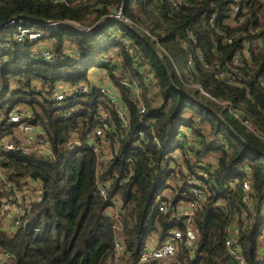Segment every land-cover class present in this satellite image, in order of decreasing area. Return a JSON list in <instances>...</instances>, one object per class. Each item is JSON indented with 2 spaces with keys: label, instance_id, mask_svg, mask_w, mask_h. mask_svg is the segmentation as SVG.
<instances>
[{
  "label": "trees",
  "instance_id": "obj_1",
  "mask_svg": "<svg viewBox=\"0 0 264 264\" xmlns=\"http://www.w3.org/2000/svg\"><path fill=\"white\" fill-rule=\"evenodd\" d=\"M17 17L43 33L18 41L0 28V144L24 112L55 160L0 145L11 193H23L19 223L0 226V264H140L175 230L176 255L150 264H238L229 239L243 264H264V0H0V26ZM90 72L106 74L118 106ZM77 85L89 92L57 101ZM101 118L103 153L75 148ZM183 203L193 215L178 220Z\"/></svg>",
  "mask_w": 264,
  "mask_h": 264
},
{
  "label": "built area",
  "instance_id": "obj_2",
  "mask_svg": "<svg viewBox=\"0 0 264 264\" xmlns=\"http://www.w3.org/2000/svg\"><path fill=\"white\" fill-rule=\"evenodd\" d=\"M79 1H86V0H79ZM92 1V0H90ZM234 14L235 16L237 15V13L240 12L241 7L239 5H234ZM115 19L117 20H124V17L122 15V9L119 10V12L115 15ZM52 25V24H50ZM6 27H10L9 29L13 30V29H19V32L17 34V36H15V34H12V36L17 39L18 41H22L25 38H29L31 40H35L37 39L36 37H31V35H34V33H40V32H36L34 30V28H29L25 26V23L23 22V19L21 17H17L12 19L9 23H6ZM73 29L82 32V28H80L79 26H72ZM13 28V29H12ZM90 32L87 30V33ZM41 36L38 35V38ZM229 42H231V40H229ZM162 52H166L165 49L160 48ZM40 55L42 57H45L47 59H51V54L49 51H41ZM250 55V47L248 45H246L243 49V51L239 54H237L234 58V64L235 65H241L244 61V59L248 58ZM200 90L202 91V89L200 88ZM101 91L106 95V97L108 98V100L115 106H118V101H117V96L115 95V92L109 88V87H105L102 86L101 87ZM89 92L88 88L86 87V85H77L74 89L68 90L65 88H62L57 94H56V99L57 101H64L66 100L67 97H73L76 93H81V94H87ZM203 92V91H202ZM204 93V92H203ZM205 94V93H204ZM206 95V94H205ZM145 110L144 108L141 109V113H144ZM235 118H240V115L238 112H234L233 113ZM25 117H27V115L24 112H15L11 115L10 120L13 123H19V125L17 126L18 131L22 133V137L20 138H15V135L13 136V140L15 142L9 141V140H2V143L0 144L1 146H3V150L4 151H17V152H21L24 151L25 153H33L38 155L40 158H42L43 160L49 161V162H53L55 160V157L53 155V151L50 147V145L46 142L45 139V133L43 132V130L41 128L35 127L33 125L28 124L24 119ZM123 119L126 121L125 116L123 117ZM101 123L102 126L98 127L95 129L93 135L89 138V142L88 144H84V145H74L75 148L78 147H92L95 149V151L99 152V153H103V150L96 145L95 140L97 138H100L103 136L104 134V128L106 127V123H105V118H101ZM7 138H9L7 136ZM2 161V160H1ZM0 161V162H1ZM100 161V159H99ZM0 177H1V181H5L6 182V187L3 185L0 187V212H2V214L7 213V215L9 214H13L11 217V222L12 224H18L19 222L15 221V215L17 214V212L19 211L18 208V199H21L23 197V193L18 191L16 193H11V190L9 187H11L10 181L8 180V177L6 176L5 171H3L0 167ZM34 185V184H33ZM244 188L246 190H249L250 186L248 183L244 184ZM26 190V194L29 195L31 193V190H27L26 188H24ZM103 193H105L104 190H102ZM37 198L39 201H42V196L37 193ZM28 206V205H27ZM189 207L183 209V211H179L178 212V216L177 219H183V218H187L190 219L193 215V205H188ZM158 207L160 211H166L167 210V206L166 205H160V202L158 203ZM1 221V219H0ZM184 233H182L179 230H175L173 232V236L171 238H169L164 244H162L161 246H154L153 244H148L145 251L143 252L142 256H141V260H140V264H150L153 261H164V260H168L173 258L176 255L177 252V248H178V244L179 241H181L184 237L183 235ZM186 237H185V244L187 246L188 249H191L193 246V243L195 242V240L197 239V235L195 234V232L193 230H187V232L185 233ZM227 245L231 248V255L233 256V258L237 261L238 264H243V258L240 254V252L237 249H234L232 247L233 245V241L231 239H229L227 241ZM116 248H117V256L123 257L124 256V249L123 246L120 243L116 244ZM117 264H122L121 261L119 260Z\"/></svg>",
  "mask_w": 264,
  "mask_h": 264
},
{
  "label": "rangeland",
  "instance_id": "obj_3",
  "mask_svg": "<svg viewBox=\"0 0 264 264\" xmlns=\"http://www.w3.org/2000/svg\"><path fill=\"white\" fill-rule=\"evenodd\" d=\"M13 29V28H12ZM34 30L36 31V32H40V33H43L41 30H40V28H34ZM18 32H19V29H13V30H10L9 32H8V34H15V36H17V34H18ZM40 33L38 34V33H34V35H31V37H36L37 39H38V35H40ZM44 41H41V42H39L38 44H37V46L35 47V49L38 51V53L40 54V51H42V50H40V49H44L45 48V46H43L44 45V43H43ZM50 44V46L51 47H54V40H51L50 42H49ZM98 74H97V76H95V74L94 73H92V72H90V75H91V78L93 77L94 79H101V78H103V86H107V87H109V88H111L114 92H116V89L115 88H112L111 87V85H110V82L108 81V78L106 77V74L105 73H99V72H97ZM105 81V82H104ZM102 87V86H101ZM20 137H22V133L21 132H19L18 130L15 132V138H20ZM13 138L14 137H10L9 136V138H7V137H5L4 139L5 140H9V141H12V142H15L14 140H13ZM171 193L169 192V191H165V192H163V195H170ZM181 206H180V209H179V211H183V209H185V208H187V207H189L188 206V204H185V203H183V204H180ZM13 214L11 213L10 215L8 214L7 215V213H5L4 212V214H2V212H0V219H1V221H0V226L1 227H11V225H12V222H11V219H12V216ZM263 239H264V235H263ZM151 243H152V241H151ZM262 245H263V243H262ZM261 245V246H262ZM264 250V245L261 247V255H264V252H262ZM0 257L1 258H3V255H0Z\"/></svg>",
  "mask_w": 264,
  "mask_h": 264
},
{
  "label": "water",
  "instance_id": "obj_4",
  "mask_svg": "<svg viewBox=\"0 0 264 264\" xmlns=\"http://www.w3.org/2000/svg\"><path fill=\"white\" fill-rule=\"evenodd\" d=\"M54 25L57 26V27L64 26L63 24H60V23H57V24H54ZM5 27H6V24H3V25L0 26V28H5ZM147 41L150 43V45L152 47H154V44L151 41H149L148 39H147Z\"/></svg>",
  "mask_w": 264,
  "mask_h": 264
},
{
  "label": "bare ground",
  "instance_id": "obj_5",
  "mask_svg": "<svg viewBox=\"0 0 264 264\" xmlns=\"http://www.w3.org/2000/svg\"><path fill=\"white\" fill-rule=\"evenodd\" d=\"M74 31H77V30H74Z\"/></svg>",
  "mask_w": 264,
  "mask_h": 264
}]
</instances>
